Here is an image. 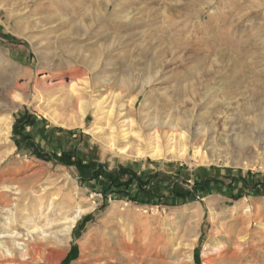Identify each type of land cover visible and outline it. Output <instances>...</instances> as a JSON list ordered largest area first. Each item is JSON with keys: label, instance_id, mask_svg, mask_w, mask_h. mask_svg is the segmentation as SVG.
Returning <instances> with one entry per match:
<instances>
[{"label": "rangeland", "instance_id": "374dc122", "mask_svg": "<svg viewBox=\"0 0 264 264\" xmlns=\"http://www.w3.org/2000/svg\"><path fill=\"white\" fill-rule=\"evenodd\" d=\"M50 71L103 109L60 116ZM4 118L0 264H264V0H0ZM29 118L79 156L18 148ZM167 119L187 134L173 152ZM123 120L159 129L162 156L106 150L94 126Z\"/></svg>", "mask_w": 264, "mask_h": 264}, {"label": "bare ground", "instance_id": "6f19581e", "mask_svg": "<svg viewBox=\"0 0 264 264\" xmlns=\"http://www.w3.org/2000/svg\"><path fill=\"white\" fill-rule=\"evenodd\" d=\"M14 4H17V3H14ZM9 11H10V17L12 15H15L17 13L16 12V9H14L13 7L10 8ZM17 15H18V13H17ZM40 22H42V21H40ZM40 58H41L42 62L43 61H44V63L47 62L46 56H41ZM50 63H48L49 66H50ZM72 71H74V70H72ZM46 76L47 77H50V78H54V77H58L59 78V82H58V84H59L58 86L59 87L57 89H58V91L61 92L59 94V96H58L60 98L59 100H61V101L58 102L59 104H57V105L59 106L58 108L61 110L60 116L67 117V118H68V116L73 117V113L75 115L80 114V115H83V116L85 115L86 116V114L88 112V109L91 107V104L92 103H93L94 107L97 110H102L103 109V104L106 102L105 98H103V99H96V100H94L91 103L90 100L87 99V98H89V97H87L88 92H86V90H84L86 87L83 90H82V87H84V86H82L81 89H78L77 88L78 83H77V78L76 77L73 78V79H75L74 80L75 82H72L71 84H69L68 87L66 86L67 87V89H66V88H62L63 86H65L64 76H62V73L56 74V73L50 71L48 75H43V76L40 77L41 79H43V80H40V83L47 82L48 81V78H46ZM44 85H46V84H44ZM4 91H6V90H4ZM188 100H185V101H188ZM64 108H65L66 111H69V110L70 111H73V113L65 112V110L63 112L62 110ZM123 113L124 112H122V114ZM111 114H112L111 110L110 111H106V117L109 118L111 116ZM116 116H117V114H116ZM3 120L7 123V125L9 124L8 118H4V119H2L0 121H3ZM63 120H65V121H61V122L58 121V122L62 123L65 126L69 125V123L71 122V119L70 118L69 119H63ZM123 121L124 122H121V124L118 125V126L113 125L114 123L113 124L110 123L109 124V129L103 128L101 125L94 126V128H93L94 131H95L94 133L97 136H99V138L102 140L103 147L106 150H108L110 152H114V153L118 151L120 154H122V155H128V156L131 155V154H133V153H136V154H139V155H148V156H151V157H160V156H162V154H163V152H164L165 149L163 148L164 146L162 145L163 142L161 141L159 129L153 128L154 129L153 132H151L149 134L143 135L142 133H139L138 131H132L131 130L130 127H131V123L133 121H127V120H123ZM108 122H109V120H108ZM163 124L166 125V126L172 125V126H170V128L172 130H168L167 131V136L166 137H168V139H167V143H166L165 148L167 149L168 152L169 151L170 152L176 151L178 140H183L184 138L187 137V134L184 131H180L179 130V126L180 125L177 122H175L174 120L173 121H168V119H167V122H165V123L163 122ZM145 148H147V149H145ZM181 149L183 150L182 153H186L187 152L186 143H184L183 141H181ZM199 150L197 152H199ZM35 181L36 180L32 179L31 181L28 182V185H30V186L34 185L35 184ZM41 203H43V201H41ZM21 206H22L21 202H16V208H17V210L21 209L22 208ZM77 216H79V215H77ZM51 220H50V218H47V221H51ZM66 223H69V224L68 225H65V229L63 230V232L65 233V236L64 237H66L67 235H69L71 233V229H72V227L76 223L75 217L72 218V220H70L69 222H66ZM9 236H10L9 234L6 235V237H9ZM16 241H17V239H16ZM93 241H94V239L91 237L89 239V246H88V250H89V253L90 254H91V251H92V242ZM18 244H21V243H18ZM33 250L35 251V249H33ZM121 251H123V250H121ZM124 253H125V250H124ZM11 256H13V255L11 254ZM101 256L102 255H100V257ZM134 256H135V254H134ZM98 257H96V258H98ZM11 260H13V258H11ZM127 260H128V258H127Z\"/></svg>", "mask_w": 264, "mask_h": 264}, {"label": "crops", "instance_id": "0c3cea01", "mask_svg": "<svg viewBox=\"0 0 264 264\" xmlns=\"http://www.w3.org/2000/svg\"><path fill=\"white\" fill-rule=\"evenodd\" d=\"M19 119L20 116H18ZM27 120V118H26ZM36 120V119H35ZM35 122V121H33ZM32 122L31 118L28 119L27 124L25 123L23 125V123H19V127H15L14 128V138L16 139V142L18 143L17 147L20 148L21 150H28V151H36V150H40V146H43L42 144H46L48 146V144H54L56 146V151L58 154H61L62 152H71V154H73V152H77L78 156H79V152L75 149V148H63L62 147V135L60 134L62 130L57 129V127L51 125V130L48 131V128H50V125H45L44 122L40 121L39 123L35 124ZM28 124H32V127L27 126ZM31 128H37V133H33L30 132ZM60 134V135H59ZM37 137V138H35ZM21 138V140L19 139ZM54 146V147H55ZM16 147V149H17ZM59 147V149L57 148ZM62 147V148H60ZM145 167V166H144ZM140 182H142L141 180H138ZM145 182V181H144ZM138 190V188H137ZM141 193L148 195L149 190L146 187V189H140L139 190Z\"/></svg>", "mask_w": 264, "mask_h": 264}, {"label": "trees", "instance_id": "16d2710c", "mask_svg": "<svg viewBox=\"0 0 264 264\" xmlns=\"http://www.w3.org/2000/svg\"><path fill=\"white\" fill-rule=\"evenodd\" d=\"M75 162V161H74ZM63 163L64 164H67V165H72L73 164V161H71V163L70 162H66L64 159H63ZM118 181V182H117ZM128 181V182H127ZM131 182V179H128V180H126V181H122L119 177H116V178H114V179H112L111 180V183L112 184H114L113 186L114 187H111L112 186V184H111V186L110 187H108V188H106V189H104L103 190V194H105V192H107V191H110L111 193L112 192H114V191H118V190H120V188L123 186V185H125V184H128L129 185V183ZM138 186L140 187V189H146V185H144L142 182H140V181H138ZM178 194H181V193H178ZM106 195V194H105ZM181 195H183V194H181ZM133 200H139V198H138V196H135L134 198H133Z\"/></svg>", "mask_w": 264, "mask_h": 264}]
</instances>
